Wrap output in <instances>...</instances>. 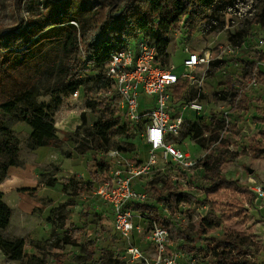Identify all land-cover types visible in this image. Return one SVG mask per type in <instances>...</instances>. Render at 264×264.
Listing matches in <instances>:
<instances>
[{"label": "rangeland", "instance_id": "obj_1", "mask_svg": "<svg viewBox=\"0 0 264 264\" xmlns=\"http://www.w3.org/2000/svg\"><path fill=\"white\" fill-rule=\"evenodd\" d=\"M47 1L49 0H0V29L16 26L22 19L35 17ZM126 1L116 0L115 10H120ZM234 2L232 10H220L216 13L218 18L202 19L192 30L181 28L171 31L166 64L174 65L177 73H183L187 71L183 66L187 49L201 54L209 51L222 53L220 49L223 45L233 44L232 37L238 40L240 32L255 26L252 19L262 11L264 0ZM92 5H97V2ZM204 9L208 15L215 10L210 6ZM253 11L254 16L250 14ZM132 40L135 44L136 39ZM257 51L258 49L250 43L244 49L240 48L238 53L228 54L224 59L198 66L192 72L196 78L194 85L189 84L185 97L188 101L197 100L202 103L204 109L199 117L209 121L211 115H216L224 118L229 127H236V131L231 133L230 149L237 152L238 156L227 162L223 173L256 193L253 198L237 193L228 195L230 199L234 198L243 204L247 214L223 218L220 227L212 234L219 237L226 229H231L248 235L251 241H256L253 248L256 254L246 257L254 261V264H264V195L256 192L259 187L264 191V156H256L253 151L255 147L264 148V138L260 134L264 130V74L256 75L252 80L244 78L245 63L253 59L257 60L261 67L259 70L264 73V60L260 61L262 56ZM100 70L98 65H91L85 74L87 78L83 76L86 87L92 89L90 96L98 98L103 97L101 92H97L99 84L96 76ZM242 91L248 99L247 109L236 108L241 100L237 92ZM62 99L61 104L55 105L52 95L37 98L39 102L51 107L59 130L58 135H69L68 141L61 149L51 146L34 148L30 140L32 129L27 123L8 115L3 118L5 126L13 130L19 139L20 160L16 166L8 169L4 178L0 176V193L11 209L10 224L2 233L6 237L22 238L25 242L24 253L37 257L33 264H58L57 254L67 255L63 259L64 264H131L128 263L129 257L124 253L118 255L119 248L124 251L131 243L149 247L147 237L152 225L140 218L141 210H135V223L142 227L143 232L134 231L129 239L119 234L114 228L109 207L103 203L97 191L116 161L134 162L135 158L146 160L149 156L148 145L140 130L116 134L108 143L98 145L97 138L87 134L85 128L93 126L101 113L87 107L84 95L74 98L69 94ZM185 118L192 121L198 119L196 113L190 109L186 111ZM80 125L82 128H79ZM254 138L257 144L251 141ZM179 140L182 142L181 148L189 152L193 159L206 155V150L200 144L187 137L186 127ZM80 143L90 149L86 153L79 152L76 147ZM111 150H118L122 155L117 159L107 160L103 169L95 173L93 156L107 159ZM166 167V172L155 170L145 178H134L133 184L137 190H145L146 187L149 200L155 206L153 215L171 220L175 225L176 233L174 240L170 238L168 256L177 255L179 264H215L212 256L206 254L207 245L201 243L198 238V250L187 254L183 247L185 240L181 235L184 229L193 237H197V229L210 211L209 203L182 202L175 208L169 200V192L176 189L189 191L203 199V190L207 183L203 180L202 172L193 178L185 179V175L173 164L170 163ZM54 179L57 183L49 185ZM73 181L93 182V188L82 195L73 196V205L61 207L72 197ZM24 187H37L36 195L23 193L21 189ZM162 188L165 189L164 193L160 198H156L155 189ZM60 209L65 213V228L61 227V220L57 219ZM218 214L223 215L222 211ZM71 224H75L79 232H66ZM92 250L94 257L89 258V251ZM0 264L30 263L24 259H12L0 248Z\"/></svg>", "mask_w": 264, "mask_h": 264}, {"label": "trees", "instance_id": "obj_2", "mask_svg": "<svg viewBox=\"0 0 264 264\" xmlns=\"http://www.w3.org/2000/svg\"><path fill=\"white\" fill-rule=\"evenodd\" d=\"M93 2H97V5L93 6ZM234 3V0H127L120 10L116 11V0H49L35 17L22 19L13 27L1 28V178H4L8 169L16 166L20 160L19 139L13 130L5 126L4 116H11L31 127L30 140L34 148L51 146L61 149L68 141L69 135L65 134L64 137L58 135L59 130L51 107L39 102L37 98L52 95L54 104L59 105L63 101V96L66 97L79 90L86 99L87 107L101 113L96 123L85 128V131L89 135H94L98 145L102 146L114 135L134 130V128L127 120L117 115V108L113 102L106 103L103 97L101 99L90 96L92 89L86 87L84 79L89 67L94 64L101 67L96 76L99 84L97 92L103 94V91L110 86V80L105 73L106 63L109 54L118 44L132 39L148 38L157 48L158 62L166 64L169 57L171 31L181 28L192 30L200 20L218 18L216 15L218 11L228 9ZM206 6L215 10L208 15L204 9ZM252 21L255 26L252 25L253 27L250 26L247 30L240 32V39L236 40L232 37L231 42L235 46L242 45L249 34L262 33L264 7ZM259 68L261 67L258 66L256 59L247 61L244 67V78L252 80L256 75L264 74ZM188 87L189 82L183 81L176 86V91L182 92ZM237 94L241 96V100L236 108L247 109L246 94L243 91ZM211 117L209 121L199 117L185 126L187 137L192 138L206 150V155L200 160V165L203 167L201 174L207 183L203 190L204 198L199 199L189 191L176 189L169 192V200L175 208L182 202L209 203L210 211L202 219L197 229V237H193L184 229L181 232L185 240L183 247L187 254L198 250L196 246L198 238L201 243L207 245L206 254L212 256L215 264H254V261L246 256L256 254L253 250L256 241H251L248 235L231 229H226L219 237L212 234L220 227L223 218L247 214L246 207L234 198L230 199L228 195L237 193L253 198L256 193L223 173L227 162L238 156L237 152L230 149L231 133L236 131V127H227L224 118L216 115ZM85 121L83 114V124ZM79 128H82V125ZM260 134L264 138V130ZM251 141L257 144L255 138ZM258 145L261 144L258 143ZM76 149L86 153L90 147L80 143ZM253 151L256 156H264V148L255 147ZM93 157L98 160V168L102 170L107 159L96 155ZM135 160L141 162L143 159L135 158ZM55 183H57L56 179L51 180L49 185ZM72 188V197L61 207L73 205V196L82 195L85 191L91 190L93 182L73 181ZM144 189L146 190V187ZM37 190V187L21 189L22 192L32 196L36 195ZM164 190V188L155 189L154 196L160 198ZM153 204L148 200L145 203L136 204L135 209L148 211L155 220L168 228L170 238L174 240L176 233L174 223L161 216L153 215L155 211ZM219 211H222V216L218 214ZM64 214L63 209H60L57 216L63 228H65ZM10 218L11 209L3 201V194L0 193V248L12 259H24L33 264L37 257L24 253L25 242L22 238L3 235L2 232L10 224ZM66 232L77 233L79 229L75 224H71ZM94 254L93 250L89 251V258H93ZM66 257L67 255L57 254L58 264H64L63 259Z\"/></svg>", "mask_w": 264, "mask_h": 264}, {"label": "built area", "instance_id": "obj_3", "mask_svg": "<svg viewBox=\"0 0 264 264\" xmlns=\"http://www.w3.org/2000/svg\"><path fill=\"white\" fill-rule=\"evenodd\" d=\"M229 9L232 10V7ZM250 14L254 16L255 11ZM135 41V44L133 40L122 42L109 54L105 73L110 86L103 91V98L114 103L117 115L127 120L134 130L142 131L149 156L141 162L116 161L97 191L103 203L109 207L115 230L128 239L134 231L143 232L142 227L135 223V205L149 200L147 190L135 189L134 178H145L155 170L166 172V166L170 163L185 175V179L203 171L200 165L202 157L193 159L189 152L181 148L179 137L188 123L183 111L191 109L201 113L204 108L197 100H177L176 86L182 81L194 85L196 78L192 72L198 66L238 53L240 48L244 49L250 43L262 54L260 61L264 60V32L249 34L240 46L223 45L220 49L222 53L209 51L201 54L187 49L188 56L183 63L187 71L183 73H177L174 65L158 62L157 48L150 39L143 37ZM71 95L78 98L82 94L78 90ZM142 95L152 99L143 108L140 105ZM120 155L118 150H111L107 160L117 159ZM94 165V171L98 173V161ZM256 192L264 195L262 187L257 188ZM141 212L140 218L152 225L147 237L151 247L131 243L124 251L119 248L118 255L124 253L131 264H179L177 255L167 254L170 241L168 228L155 220L148 211Z\"/></svg>", "mask_w": 264, "mask_h": 264}, {"label": "crops", "instance_id": "obj_4", "mask_svg": "<svg viewBox=\"0 0 264 264\" xmlns=\"http://www.w3.org/2000/svg\"><path fill=\"white\" fill-rule=\"evenodd\" d=\"M188 56V53L186 54V57ZM185 57V58H186ZM189 88V87H188ZM187 88V89H188ZM187 89L186 90H184V91H182V92H177L176 91V89H175V97H176V99L178 98V99H186V97H185V92L187 91ZM147 96H144V95H142L141 97H140V105H141V108H143L144 106H146L147 105V103H149V102H151V98L150 97H148V98H146ZM177 99V100H178ZM188 109H185L184 111H183V116L185 117V113H186V111H187ZM191 110V109H190ZM192 112H195L196 113V115H197V118H199V114L200 113H197L196 111H193V110H191ZM186 119V118H185ZM188 122H190V121H192V120H188V119H186ZM197 120V119H196ZM196 120H194V121H196ZM146 143V142H145ZM95 161H98L96 158L94 159V160H92V164H94V162ZM145 185H146V183H145ZM141 190H143V188H141ZM24 193V192H23ZM26 194V193H25ZM148 245V244H147ZM146 245V246H147Z\"/></svg>", "mask_w": 264, "mask_h": 264}]
</instances>
